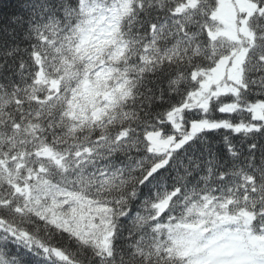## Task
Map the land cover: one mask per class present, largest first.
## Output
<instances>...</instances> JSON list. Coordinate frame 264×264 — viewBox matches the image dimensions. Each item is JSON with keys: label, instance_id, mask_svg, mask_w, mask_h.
Wrapping results in <instances>:
<instances>
[{"label": "snow or ice", "instance_id": "1", "mask_svg": "<svg viewBox=\"0 0 264 264\" xmlns=\"http://www.w3.org/2000/svg\"><path fill=\"white\" fill-rule=\"evenodd\" d=\"M0 264H264V0L0 10Z\"/></svg>", "mask_w": 264, "mask_h": 264}, {"label": "trees", "instance_id": "2", "mask_svg": "<svg viewBox=\"0 0 264 264\" xmlns=\"http://www.w3.org/2000/svg\"><path fill=\"white\" fill-rule=\"evenodd\" d=\"M0 10L5 13H11L17 10V0H2L0 2Z\"/></svg>", "mask_w": 264, "mask_h": 264}]
</instances>
